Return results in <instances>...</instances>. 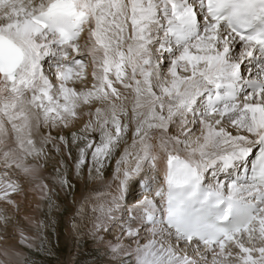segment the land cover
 Segmentation results:
<instances>
[{"label":"clouds","instance_id":"1","mask_svg":"<svg viewBox=\"0 0 264 264\" xmlns=\"http://www.w3.org/2000/svg\"><path fill=\"white\" fill-rule=\"evenodd\" d=\"M50 4L0 0V28ZM78 8L33 34L35 73L0 75V264H242L239 243L264 264L258 226L224 247L190 227L214 218L209 191L253 184L264 153L234 123L245 104L264 103V0L242 12L234 0ZM211 130L220 134L209 140ZM176 170L198 173L195 195L191 183L170 186ZM255 183L240 195L264 208ZM176 194L190 217L179 227L168 214Z\"/></svg>","mask_w":264,"mask_h":264},{"label":"snow or ice","instance_id":"2","mask_svg":"<svg viewBox=\"0 0 264 264\" xmlns=\"http://www.w3.org/2000/svg\"><path fill=\"white\" fill-rule=\"evenodd\" d=\"M214 2H219V0H209V5L211 6ZM234 2L241 6L240 11L242 12L243 6L252 3V0H234ZM79 3L80 0H51V4L42 17H32L31 20L23 22L13 21L0 28V75L6 76L10 82L15 83L18 73L25 69L26 65L28 66L27 70L35 73L41 53L40 47L33 41V34L39 33L41 29L47 30L50 25L60 19H71L82 15L78 8ZM209 11H212L211 7ZM241 38H244L243 35ZM247 39L254 41L259 37L253 35L248 36ZM186 55L189 59H193L191 54L186 53ZM50 111H55V109H50ZM234 123H240L249 132L257 134L259 136L257 142L264 143V103L245 104L241 119ZM219 134L220 132L211 130L209 140ZM236 139L247 140L246 137ZM238 151L240 155L247 156L252 150L247 147H239ZM229 159L230 157H225L226 162ZM251 168L254 183L247 188L234 181L227 186L229 190L227 195L223 191L224 185H220L217 190H211L206 194L205 200L210 202L214 218L200 217L196 219L195 223L190 225L193 234L202 237L207 234L211 239L206 240V243L218 241L220 246L224 247L226 242L236 241L238 235L244 232L250 233L254 226H258L261 233H264V208H261L259 204L246 201L240 195L245 190L251 192L257 188L256 181H259V184H264V153L252 161ZM197 177L198 173L195 170L190 176L176 170L170 171L167 179L170 186L191 183L193 187L191 195H195L199 190ZM257 200L260 204H264V192L258 193ZM168 214L170 222L175 221L178 227L190 218L188 201L183 194L170 195ZM191 238L190 235L189 239ZM239 249L244 254L242 264H258V258L252 254L251 249L242 243H239ZM259 252L261 253L260 259H264V248L259 249Z\"/></svg>","mask_w":264,"mask_h":264}]
</instances>
